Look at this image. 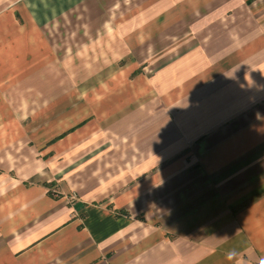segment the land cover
<instances>
[{
  "label": "crops",
  "instance_id": "obj_1",
  "mask_svg": "<svg viewBox=\"0 0 264 264\" xmlns=\"http://www.w3.org/2000/svg\"><path fill=\"white\" fill-rule=\"evenodd\" d=\"M125 59L150 98L0 146V264H264V0H0V84Z\"/></svg>",
  "mask_w": 264,
  "mask_h": 264
},
{
  "label": "rangeland",
  "instance_id": "obj_2",
  "mask_svg": "<svg viewBox=\"0 0 264 264\" xmlns=\"http://www.w3.org/2000/svg\"><path fill=\"white\" fill-rule=\"evenodd\" d=\"M84 18L81 16L79 20L83 22ZM73 19L78 21L77 18ZM146 55L150 56L149 48L144 53ZM142 56L143 54L139 58ZM124 61L127 59L113 64L107 75L89 80L85 87L82 88L80 84V88L75 91L71 90L66 79L53 77L56 63L33 64V68L45 70L39 74H48V78H40L39 75L38 78L4 80L0 84V146L21 134L54 141L73 130L80 134L88 130L94 132L99 126L120 116L126 107H133L150 98L138 73H143L145 78L149 71L146 65L150 62L132 61L126 68ZM135 66L138 71L134 76L128 77ZM121 104H125V108ZM46 186L51 196L64 197L68 202L76 199L74 192L59 190L55 180L48 182Z\"/></svg>",
  "mask_w": 264,
  "mask_h": 264
}]
</instances>
